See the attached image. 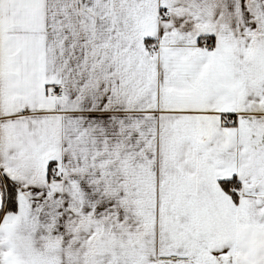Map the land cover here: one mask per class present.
<instances>
[{"label":"snow or ice","instance_id":"1","mask_svg":"<svg viewBox=\"0 0 264 264\" xmlns=\"http://www.w3.org/2000/svg\"><path fill=\"white\" fill-rule=\"evenodd\" d=\"M0 264H264V0H0Z\"/></svg>","mask_w":264,"mask_h":264}]
</instances>
